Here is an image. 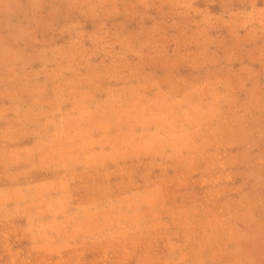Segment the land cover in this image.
<instances>
[{
    "label": "rangeland",
    "instance_id": "obj_1",
    "mask_svg": "<svg viewBox=\"0 0 264 264\" xmlns=\"http://www.w3.org/2000/svg\"><path fill=\"white\" fill-rule=\"evenodd\" d=\"M0 264H264V0H0Z\"/></svg>",
    "mask_w": 264,
    "mask_h": 264
}]
</instances>
